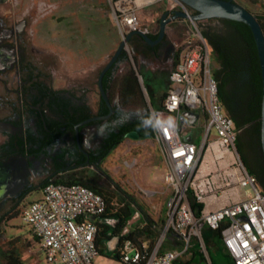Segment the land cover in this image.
<instances>
[{"label": "built area", "instance_id": "2783aa9c", "mask_svg": "<svg viewBox=\"0 0 264 264\" xmlns=\"http://www.w3.org/2000/svg\"><path fill=\"white\" fill-rule=\"evenodd\" d=\"M138 1L114 0L110 17L122 36L134 31L150 32L139 25ZM163 1L167 3V11L194 14L179 0H158ZM183 21L189 23V32L178 48V58L159 107L150 113L153 138L161 144L169 167L164 176L168 191L165 225L149 251L145 243L134 245L125 241L119 264H176L189 256L195 245L210 262L202 236L204 227L216 234L232 264H264V194L237 154V132L218 98L210 50L198 21ZM185 113L195 114L196 121L201 118L205 122L200 145L193 142L196 137L193 124L187 118L180 123ZM211 130L216 134L213 140ZM187 136L189 140L184 139ZM206 153L216 165L214 174L222 180L221 185L240 187L244 196L212 211L203 208L196 215L189 199L206 207L212 203L206 201L207 197L214 199L212 191L220 188L211 175H198ZM40 192V198L22 207L20 218L38 239L46 261L94 264L98 227L93 218L105 211L103 196L82 184L52 181ZM165 243L168 246L163 249Z\"/></svg>", "mask_w": 264, "mask_h": 264}, {"label": "flooded vegetation", "instance_id": "af4514ba", "mask_svg": "<svg viewBox=\"0 0 264 264\" xmlns=\"http://www.w3.org/2000/svg\"><path fill=\"white\" fill-rule=\"evenodd\" d=\"M39 4L0 0V219L44 181L99 168L112 128L124 120L112 119L110 102V116L100 119L110 113L98 89L100 72L96 84L64 77L63 85H56L58 56L39 45L36 27L50 5L42 2L41 14ZM177 20L168 22L157 43L148 39L156 41L160 31H139L127 47L143 61L173 67L178 49L169 26Z\"/></svg>", "mask_w": 264, "mask_h": 264}, {"label": "rangeland", "instance_id": "374dc122", "mask_svg": "<svg viewBox=\"0 0 264 264\" xmlns=\"http://www.w3.org/2000/svg\"><path fill=\"white\" fill-rule=\"evenodd\" d=\"M39 2L41 14L45 8L42 2L50 5L49 14L44 18L41 17L36 27L39 45L50 49L58 56L56 85H63L64 77L70 82L81 79L88 80L89 85L96 84L97 73L108 62L124 37L110 17L114 0H39ZM139 2L137 16L140 27H147L153 33L158 32V21L161 15L167 11L165 6L167 3L163 1L160 4L158 0H139ZM237 3L250 13L264 15V0H237ZM169 27L170 30H173L175 46L178 49L181 41L189 32V23L177 20ZM127 53L130 61L119 64L116 77H121L128 68H133L134 64L145 86V94L142 91V107L136 108L135 111L146 115L148 109L150 117L152 109L156 111L159 107L160 97L165 92L172 65L143 61L132 52L130 47H127ZM211 61L213 69L216 68L213 56H211ZM193 132L196 136L193 142L200 145L205 133L203 119L200 118L196 124H193ZM214 136L216 134L211 130L210 138ZM151 141V139L125 138L120 145L112 149L99 162V168L80 170L75 177L82 178L113 194V203L116 207L123 206L125 201L121 191L132 195L141 210L157 219L162 207V200L160 197H156L150 200L148 206H145V202L141 200L144 179L152 181L155 173H167L168 167L158 148H146L145 145ZM148 151L152 154V159L154 158V165L158 166L155 172L151 169L154 165H151L149 161ZM134 158L138 162L135 167L132 163ZM147 159L149 162L146 164ZM164 191L168 193L166 186ZM239 191L241 196H244V190L239 188ZM40 196V191H33L26 197L24 204L37 200ZM135 211V206H132V215L127 220L123 236H127L141 225L136 224L138 215ZM160 217L161 220L157 226L158 237L155 243L159 240L165 225V211ZM202 236L210 256V262L200 252L199 246L195 245L190 248L189 256L181 259L178 264H211V261L213 264H232L213 231L204 227ZM165 245L167 243L164 244L163 249L168 246L165 247ZM11 250L14 251L15 256L18 255L21 258V264H57L46 261L44 254L33 239L30 227L23 223L20 217L0 225V264L5 263V257ZM95 260V264H118L101 256H97Z\"/></svg>", "mask_w": 264, "mask_h": 264}, {"label": "trees", "instance_id": "16d2710c", "mask_svg": "<svg viewBox=\"0 0 264 264\" xmlns=\"http://www.w3.org/2000/svg\"><path fill=\"white\" fill-rule=\"evenodd\" d=\"M159 3L162 4V2ZM253 15L264 32V15ZM198 24L209 47L210 55L216 61L217 66L213 69V76L217 82L218 98L227 115L233 120L237 132V154L247 172L255 177L257 186L264 194V158L261 148L260 123L262 80L257 47L252 32L247 25L226 19L200 20ZM129 61V54L122 52L103 77V87L110 93L109 102L114 114L112 119L117 120L123 116L124 120L119 126L112 128L106 147L98 158L100 161L112 149L120 145L128 134L137 136L138 140L154 137L149 110L147 109L146 115L135 111L136 108L142 107L143 93L133 68H128L121 77H116L119 64ZM167 86L168 81L166 88ZM101 106L103 113H108L109 109L103 101H101ZM116 129H119V133H116ZM75 176L50 178L32 189L30 193L41 191L45 184L52 181L63 184H82L102 195L106 208L104 213L95 220L98 227L95 241L97 256H103V252L107 249L106 243L114 238L118 239L119 246L106 257L118 263L122 257L125 241L134 245L145 243L148 251L153 248L158 237V222L150 217H146L144 224L135 228L127 236L122 235L126 229L127 220L132 215L131 207L138 206L132 195L121 191L125 201L123 206L116 207L113 203V194ZM189 203L196 215H199L204 208L203 204L196 203L191 198ZM23 206H25L24 202L1 218L0 225L20 217ZM32 236L39 246L38 239L33 234ZM4 264H21V258L18 255L15 256L14 251L11 250L5 257ZM211 264H213L212 261Z\"/></svg>", "mask_w": 264, "mask_h": 264}, {"label": "water", "instance_id": "95a60500", "mask_svg": "<svg viewBox=\"0 0 264 264\" xmlns=\"http://www.w3.org/2000/svg\"><path fill=\"white\" fill-rule=\"evenodd\" d=\"M188 6L194 14L186 15V13L181 11H165L161 17L159 22V31L160 35L158 39L154 42L148 39L150 44L157 43L163 36L164 30L170 20H192V21H200V20H207V19H226L231 21H236L243 23L249 27L252 32L253 38L256 43L259 63H260V70H261V80H262V102H261V116H260V123H261V148L264 158V32L258 20L254 17L252 13H250L247 9H245L240 4L234 2L233 0H179ZM170 16V17H168ZM139 31L131 32L125 35L122 41L119 43L117 49L114 51L108 62L104 65L101 69L99 76H98V89L102 99L107 104L108 108L110 109V113L107 116L100 117V119H106L111 114V106L109 100L106 96V93L103 88V77L105 73L113 66V64L118 60L119 56L122 52H124L127 48V42L129 38L134 34H139ZM133 70L138 78L140 86L142 88L143 93L145 94V86L142 81V77L137 72L134 64ZM187 118L188 121L193 124L196 119L197 115L192 113H185L180 117V123L183 122V119ZM127 138L138 140V137L133 134H128ZM78 145L80 146L79 142ZM96 220V218H93ZM115 246H119V241L116 239ZM112 251V248L109 249ZM178 264V263H177Z\"/></svg>", "mask_w": 264, "mask_h": 264}, {"label": "crops", "instance_id": "0c3cea01", "mask_svg": "<svg viewBox=\"0 0 264 264\" xmlns=\"http://www.w3.org/2000/svg\"><path fill=\"white\" fill-rule=\"evenodd\" d=\"M196 122H194L193 124H196ZM184 139L189 140V137L188 136L184 137ZM213 139H215V136L210 138V140H213ZM151 140L152 141L149 144L145 145L146 148H150V147L151 148H158L162 157H163L165 164L168 167V160L166 158V155L164 153V150H163L161 144L154 138H151ZM147 156L149 157V161L151 162V165H154V158L152 159V154L149 151H148ZM149 161L147 159L146 164ZM132 163L134 164V167L138 164V162L135 158L132 160ZM132 163H130V164H132ZM157 168H158L157 164L154 165L153 167H151L153 172H155L157 170ZM224 169L227 170L226 168H224ZM216 170H217L216 165L213 164L211 156L208 153H206L202 163L198 167V175L200 177H205V176L211 175L213 181L216 183V186H218V187L220 186V188L215 187L214 191H212V193L216 195V197L214 199L212 197H207L206 201L208 202L211 200L212 203L209 204L208 206L204 207L205 211H212V210H215V209H217L223 205L230 203L231 201L241 199V193L239 191L240 187L226 188L223 185H221L222 180L217 175L214 174V172ZM165 174H166L165 172L160 173V174L155 173L152 177V181H148L147 179H144V188L142 190L143 191V196H142L143 198H141L142 202H145V206H148L151 199H155L156 197H160V199L162 200V207L160 209L159 214L157 215V219H155V218H152V216L150 214H148L147 212H144L143 210H141L139 206H135V210H136L135 212L138 215V218L136 220L137 221L136 224H141L140 226H142L144 224V221L146 220V217H150L154 221L160 222V220H161L160 216L165 211L164 210L165 199L167 198V195H168V193H166L164 191V187H165L164 176H165ZM115 241H116V239L114 238L110 242L106 243L107 249L103 252V256H101L102 258H106L107 260L114 261V260L106 257V255L108 253L115 251L118 248V247H114L116 244ZM111 248H112V251H109V249H111ZM95 261L96 260H94V264H95ZM114 262H116V261H114ZM116 263H118V262H116Z\"/></svg>", "mask_w": 264, "mask_h": 264}, {"label": "bare ground", "instance_id": "6f19581e", "mask_svg": "<svg viewBox=\"0 0 264 264\" xmlns=\"http://www.w3.org/2000/svg\"><path fill=\"white\" fill-rule=\"evenodd\" d=\"M140 3L139 1L137 2V4Z\"/></svg>", "mask_w": 264, "mask_h": 264}, {"label": "clouds", "instance_id": "9594fccd", "mask_svg": "<svg viewBox=\"0 0 264 264\" xmlns=\"http://www.w3.org/2000/svg\"><path fill=\"white\" fill-rule=\"evenodd\" d=\"M102 127V126H101Z\"/></svg>", "mask_w": 264, "mask_h": 264}]
</instances>
